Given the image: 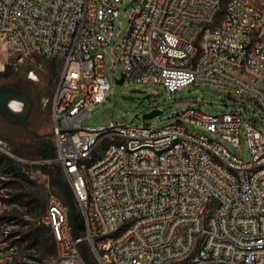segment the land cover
<instances>
[{
	"label": "built area",
	"instance_id": "built-area-1",
	"mask_svg": "<svg viewBox=\"0 0 264 264\" xmlns=\"http://www.w3.org/2000/svg\"><path fill=\"white\" fill-rule=\"evenodd\" d=\"M123 1L0 0L6 48L62 61L50 98L55 155L32 162L62 168L84 228L74 236L68 206L50 191L30 218L55 240L45 264H88L82 242L99 264H264V128L239 110L194 104L161 128L81 125L107 99V47L124 81L169 92L210 85L264 111V0H225L221 16L222 0H142L116 43ZM242 126L247 160L225 143L237 146ZM0 150L11 154L1 138Z\"/></svg>",
	"mask_w": 264,
	"mask_h": 264
},
{
	"label": "rangeland",
	"instance_id": "rangeland-1",
	"mask_svg": "<svg viewBox=\"0 0 264 264\" xmlns=\"http://www.w3.org/2000/svg\"><path fill=\"white\" fill-rule=\"evenodd\" d=\"M142 0H124L118 11L114 23V42L118 43L127 33L130 16L133 9H137ZM225 0L218 11L223 13ZM217 15V16H218ZM103 70L110 89L107 99L102 105L94 106L81 125L99 126L108 125L110 120L124 123L148 124L153 128H161L177 119L175 114L190 104L212 114H221L239 110L244 118L253 120L260 128H264V111L251 98L238 96L205 84H190L175 92H169L159 83H137L124 81L118 84L116 79L121 77L122 69L115 51L107 47L102 60ZM62 69V61L48 59L40 54L22 55L6 48L0 40V87L13 84H25L40 90L43 102L41 121L37 124L31 113L29 128L7 121L0 114V138L11 154L0 150V157L12 158V164L19 167L24 178L18 175L15 169H9L4 163L0 164V234L3 245L0 248V264H45L52 254H49L51 231L48 225L37 223L30 218L42 215L46 209L50 191L56 190L49 182V178L36 165L42 158L38 149L42 138L40 133L48 129L45 141L53 144L50 134V98ZM141 89L145 92L133 91ZM151 94L149 97L145 95ZM132 96L133 99L124 98ZM141 101V102H140ZM158 108L162 110L158 115L144 118L143 113ZM186 128L202 131L194 124L183 121ZM108 140L101 142L104 149ZM227 147L244 160L249 159L243 126L240 129L238 145L225 142ZM37 230V236L34 231ZM43 239H47L42 244ZM87 244V243H86ZM86 256L99 264L87 247H83Z\"/></svg>",
	"mask_w": 264,
	"mask_h": 264
},
{
	"label": "trees",
	"instance_id": "trees-1",
	"mask_svg": "<svg viewBox=\"0 0 264 264\" xmlns=\"http://www.w3.org/2000/svg\"><path fill=\"white\" fill-rule=\"evenodd\" d=\"M42 157H52L54 155V146L49 141L46 142H40V148L38 149ZM4 157V156H3ZM2 156L0 157V164L4 163L5 166L9 169H15L16 173L22 177H26L27 175L25 173H21L19 167L12 164V158L6 157L5 160H2ZM44 174H46L49 178V182L52 185V187H55L57 189L53 190L61 199L62 201L68 206L69 208V215L68 220L72 227V232L74 236H79L83 232V221L80 215V212L78 210L77 204L75 202L72 190L70 188V185L64 175V172L62 168L54 163L48 164V163H42L39 165H36ZM37 230L34 231L35 235L37 236ZM51 231V230H50ZM51 244L49 246V254H53L55 251V240L53 237V234L51 232ZM47 239H43L42 244H45ZM83 247H87L89 249V246L82 242L80 244L81 252L88 262V264H97L91 256H86Z\"/></svg>",
	"mask_w": 264,
	"mask_h": 264
},
{
	"label": "water",
	"instance_id": "water-1",
	"mask_svg": "<svg viewBox=\"0 0 264 264\" xmlns=\"http://www.w3.org/2000/svg\"><path fill=\"white\" fill-rule=\"evenodd\" d=\"M118 84L124 82L123 76L116 79ZM133 91H138L144 93V90L133 89ZM151 94L145 95L149 97ZM124 98L133 99L132 96H125ZM141 102V101H140ZM32 105L31 98L29 95L19 89L11 86L0 87V114L9 122L25 124V120L30 111ZM162 110L158 108H153L145 113H143L144 118H151Z\"/></svg>",
	"mask_w": 264,
	"mask_h": 264
},
{
	"label": "flooded vegetation",
	"instance_id": "flooded-vegetation-1",
	"mask_svg": "<svg viewBox=\"0 0 264 264\" xmlns=\"http://www.w3.org/2000/svg\"><path fill=\"white\" fill-rule=\"evenodd\" d=\"M11 87H14L16 89H19V90L27 93L29 95V97L31 98L32 107H31V110H30L26 120H25V124L17 123V124H20L25 129L31 130L28 127L29 124L31 123V120H30L31 115H32L31 113L32 112L34 113L33 119L36 122H39L40 121V115L43 111V102H42V96H41L40 90L37 89L36 87L25 85V84H13ZM1 125H3L2 122H0V127H1Z\"/></svg>",
	"mask_w": 264,
	"mask_h": 264
},
{
	"label": "crops",
	"instance_id": "crops-1",
	"mask_svg": "<svg viewBox=\"0 0 264 264\" xmlns=\"http://www.w3.org/2000/svg\"><path fill=\"white\" fill-rule=\"evenodd\" d=\"M57 84V83H56ZM31 107H32V105H31ZM30 110H31V108H30ZM30 112V111H29ZM29 114V113H28ZM28 116V115H27ZM50 119H51V126H52V118H51V114H50ZM40 121H41V115H40ZM39 121V122H40ZM34 122L37 124L38 122H36L35 120H34ZM32 123V122H31ZM47 131H48V129H44V131H42V133H40V135L42 136V137H40V138H42L41 139V141L40 142H46L45 140H44V136H46L48 133H47ZM50 134H51V128H50ZM53 146H54V142H53ZM54 155H55V146H54ZM53 155V156H54ZM52 156V157H53ZM42 158H44V157H42ZM45 158H51V157H45Z\"/></svg>",
	"mask_w": 264,
	"mask_h": 264
}]
</instances>
